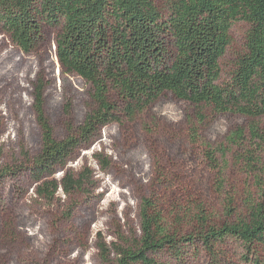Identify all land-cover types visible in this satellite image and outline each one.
I'll use <instances>...</instances> for the list:
<instances>
[{
    "label": "trees",
    "instance_id": "16d2710c",
    "mask_svg": "<svg viewBox=\"0 0 264 264\" xmlns=\"http://www.w3.org/2000/svg\"><path fill=\"white\" fill-rule=\"evenodd\" d=\"M240 20L249 24L245 42L223 76L221 59L232 42V25ZM47 26L58 28L55 46L61 70L90 86L88 110L79 125L68 126L66 137L56 138L45 112V75L39 73L32 83V109L40 150L35 155L22 151L18 163L0 161V184L28 173L35 193L46 202L59 200V192L65 195L70 204L62 216L69 219L77 207L72 197L89 193L94 179L89 167L76 172L68 162L94 143L102 127L137 121L164 92L193 107L188 133L195 143L208 112L242 116L246 123L231 129L225 143L237 149L246 171L261 182L264 0H0V28L24 53L41 48ZM209 156L212 161L213 153ZM93 157L103 169L111 164L102 152ZM59 169L63 172L56 177ZM193 206H177L169 222L158 197H141L139 235L118 231L107 242L99 233L101 264H167L160 260L162 253L181 261L187 248L198 244L211 264H223V247L229 242L242 247L249 264H264L261 202H251L244 217L220 226L211 223L203 203ZM187 218L197 229L181 235L179 223Z\"/></svg>",
    "mask_w": 264,
    "mask_h": 264
},
{
    "label": "rangeland",
    "instance_id": "374dc122",
    "mask_svg": "<svg viewBox=\"0 0 264 264\" xmlns=\"http://www.w3.org/2000/svg\"><path fill=\"white\" fill-rule=\"evenodd\" d=\"M248 28L242 20L232 25V42L221 59L223 76L243 48ZM57 32V27H45L41 48L27 54L0 28L2 164L18 163L22 151L35 155L40 150V129L32 109V83L39 73L45 75V112L56 138L66 137L68 126L79 125L88 110L90 86L80 76L61 70L55 51ZM192 112L189 102L164 92L137 121L102 127L94 143L68 162L76 172L89 167L94 179L89 193L72 197L77 207L69 219L62 216L70 204L62 192L59 200L48 203L35 193L28 173L7 178L0 184V264H101L96 246L99 233L107 242L115 240L118 231L128 237L139 235V203L147 195L159 198L169 222L177 206L192 207L194 202L204 204L216 226L244 217L251 202L264 205V175L261 182L251 177L237 158V149L225 143L229 131L245 124V119L236 113L208 112L195 143L188 133ZM260 122L264 127V117ZM96 151L111 159L108 168L97 163ZM62 172L59 169L56 177ZM179 226L181 235H192L197 229L189 218ZM198 245L188 247L181 261L168 253H162L160 260L211 264ZM223 248V264H249L240 245L229 242Z\"/></svg>",
    "mask_w": 264,
    "mask_h": 264
},
{
    "label": "water",
    "instance_id": "95a60500",
    "mask_svg": "<svg viewBox=\"0 0 264 264\" xmlns=\"http://www.w3.org/2000/svg\"><path fill=\"white\" fill-rule=\"evenodd\" d=\"M55 51H56V46H55Z\"/></svg>",
    "mask_w": 264,
    "mask_h": 264
}]
</instances>
